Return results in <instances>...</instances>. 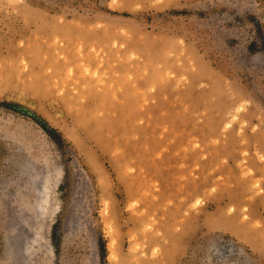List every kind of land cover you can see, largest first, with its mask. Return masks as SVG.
<instances>
[{
	"label": "rangeland",
	"instance_id": "1",
	"mask_svg": "<svg viewBox=\"0 0 264 264\" xmlns=\"http://www.w3.org/2000/svg\"><path fill=\"white\" fill-rule=\"evenodd\" d=\"M0 264H264V0H0Z\"/></svg>",
	"mask_w": 264,
	"mask_h": 264
},
{
	"label": "trees",
	"instance_id": "2",
	"mask_svg": "<svg viewBox=\"0 0 264 264\" xmlns=\"http://www.w3.org/2000/svg\"><path fill=\"white\" fill-rule=\"evenodd\" d=\"M48 127V129H50L51 131H54V129L53 128H49V126H47Z\"/></svg>",
	"mask_w": 264,
	"mask_h": 264
}]
</instances>
